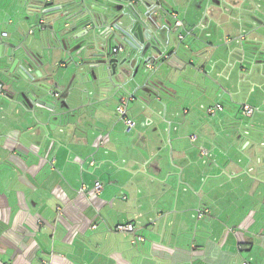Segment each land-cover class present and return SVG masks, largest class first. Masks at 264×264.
<instances>
[{"label":"crops","instance_id":"crops-1","mask_svg":"<svg viewBox=\"0 0 264 264\" xmlns=\"http://www.w3.org/2000/svg\"><path fill=\"white\" fill-rule=\"evenodd\" d=\"M140 5L159 12L174 51L126 89L82 98L49 28L0 13L4 47L41 52L63 78L60 97L37 93L55 111H29L9 99L12 63H0V264H264V0ZM173 13L192 31L183 41ZM128 94L130 133L116 114ZM127 224L136 232L116 231Z\"/></svg>","mask_w":264,"mask_h":264},{"label":"water","instance_id":"water-1","mask_svg":"<svg viewBox=\"0 0 264 264\" xmlns=\"http://www.w3.org/2000/svg\"><path fill=\"white\" fill-rule=\"evenodd\" d=\"M12 7H20L21 15L32 18L36 26L43 24L41 31L49 28L50 42L60 43L69 52L76 69L73 80L78 81L74 90L81 98L92 96L94 90L102 93L126 89V83L135 78L141 67L145 73L155 71L159 58L165 59L174 51L164 52V36L156 28L159 12H146L140 0H16ZM166 36L169 43L171 36ZM117 45L123 47L122 59L112 54ZM42 50L45 52L46 48ZM0 63H12L9 77L14 81L16 99H9L29 111L36 107L55 111L56 102L49 103L37 96L45 91L58 98L55 94L60 92L55 86L63 79L46 73L44 67L49 61L45 55L26 45L4 47L0 39ZM16 69L18 74L13 75ZM45 77L54 80V87L44 81ZM93 82L95 89L90 87ZM150 94L157 100V94Z\"/></svg>","mask_w":264,"mask_h":264},{"label":"built area","instance_id":"built-area-1","mask_svg":"<svg viewBox=\"0 0 264 264\" xmlns=\"http://www.w3.org/2000/svg\"><path fill=\"white\" fill-rule=\"evenodd\" d=\"M172 17L174 18L175 20V26L176 28L178 29V31L181 32L179 33V40L183 41L186 37L188 36H191L192 35V31L188 32L186 31L184 28V23L180 20L177 19V15L176 14H172ZM38 28L40 29H43V24H40L37 26ZM29 34L32 35L34 34V29H31L29 31ZM3 38H7L8 37V34L7 33H3ZM123 52V47L122 46H114L113 49H112V54L113 55H118V54H121ZM149 68H151L150 66H148ZM0 95L1 96H4V97H8V94H6L5 92V89H4V86L2 84H0ZM60 94L59 93H56L55 94V97H59ZM136 100V97L134 94H128L127 96L125 97H122L120 99V102H119V105L117 106L116 108V114L117 116L124 122L125 124V127H126V132L127 133H130L133 129H135V126H136V123L135 121L129 117L128 115V106H129V103L132 102V101H135ZM223 110V107L221 105H216L215 108H210L208 110V113L210 115H214L216 114L217 111H221ZM255 112V109L248 105V104H245L243 105V114L246 116V117H251ZM102 184L97 181L94 185V193L95 194H99L101 191H102ZM85 188L82 189V191H84ZM94 229L96 228V226L93 227ZM116 231L118 232H121V233H135L136 232V227L133 225V224H127V225H118L116 227ZM137 241H140V242H143L144 241V238L143 237H140V236H137L136 240L134 241V243H136Z\"/></svg>","mask_w":264,"mask_h":264},{"label":"rangeland","instance_id":"rangeland-1","mask_svg":"<svg viewBox=\"0 0 264 264\" xmlns=\"http://www.w3.org/2000/svg\"><path fill=\"white\" fill-rule=\"evenodd\" d=\"M13 0H0V13H1V18L3 19V16H4V23H9V21L10 20H13L14 22H16V20L18 19V16H23V18L22 19H24L26 22H29V23H31L32 21H33V19L32 18H29L28 16H26V14H23V15H21V13H22V9L20 8V7H18V8H15V9H13V11L12 12H14V13H16L15 15H16V17H14L15 19H13V17H12V12H7L6 13V9H8L9 10V6L11 5V2H12ZM5 13H6V15H5ZM48 20H50V18H48ZM3 22V21H2ZM1 27H2V23H1V25H0V32H1ZM28 40H27V42H26V44H28ZM143 74H145V68L144 67H141V70L136 74V76L135 77H140V76H142ZM128 87H129V85H128ZM131 87H133L132 89H135V87L132 85V86H130V88ZM75 94V90L73 91V95ZM138 95H140V93H138Z\"/></svg>","mask_w":264,"mask_h":264}]
</instances>
